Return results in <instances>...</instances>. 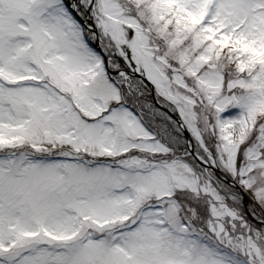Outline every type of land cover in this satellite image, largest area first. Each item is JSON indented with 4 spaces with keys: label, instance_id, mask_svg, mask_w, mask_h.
<instances>
[{
    "label": "snow or ice",
    "instance_id": "snow-or-ice-1",
    "mask_svg": "<svg viewBox=\"0 0 264 264\" xmlns=\"http://www.w3.org/2000/svg\"><path fill=\"white\" fill-rule=\"evenodd\" d=\"M0 264H264V0H0Z\"/></svg>",
    "mask_w": 264,
    "mask_h": 264
}]
</instances>
